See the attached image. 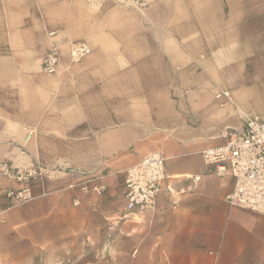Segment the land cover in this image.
Instances as JSON below:
<instances>
[{
  "label": "crops",
  "instance_id": "1",
  "mask_svg": "<svg viewBox=\"0 0 264 264\" xmlns=\"http://www.w3.org/2000/svg\"><path fill=\"white\" fill-rule=\"evenodd\" d=\"M144 1L0 0V161L44 168L19 203L0 173V264H62L85 243L97 264H264V214L230 204L233 177L201 156L264 120V0ZM73 42L90 48L78 61ZM153 150L160 190L128 213L123 172Z\"/></svg>",
  "mask_w": 264,
  "mask_h": 264
},
{
  "label": "built area",
  "instance_id": "2",
  "mask_svg": "<svg viewBox=\"0 0 264 264\" xmlns=\"http://www.w3.org/2000/svg\"><path fill=\"white\" fill-rule=\"evenodd\" d=\"M135 8H142L144 0H126ZM84 42H73L69 46L72 61H78L89 53ZM60 61L57 50H51L42 59V69L47 73L56 71ZM224 94L227 95L226 92ZM219 96V94H217ZM225 142L209 146L201 151L202 160L209 171L217 176L229 174L233 177V187L227 195L230 204L264 214V120L246 117L240 129H229L224 133ZM44 168L38 164L13 165L11 161H0V173L8 174L19 186L7 188L6 196L14 203L32 198L30 182L41 177ZM165 176V158L161 152L153 150L145 154L136 164L123 172L124 209L128 213L149 210L154 205L157 192ZM198 180L199 176H193ZM82 192L102 194L105 185L92 183L91 179L79 182Z\"/></svg>",
  "mask_w": 264,
  "mask_h": 264
},
{
  "label": "rangeland",
  "instance_id": "3",
  "mask_svg": "<svg viewBox=\"0 0 264 264\" xmlns=\"http://www.w3.org/2000/svg\"><path fill=\"white\" fill-rule=\"evenodd\" d=\"M123 1L126 2V0ZM84 246L85 247L83 251H81L80 249L76 250L75 248L69 249L68 257L65 260V263L62 264H97L95 262L98 259V254H99L98 251L92 248V243H87V244L85 243ZM100 258L104 261L106 259L105 254L100 253ZM38 264H58V263H50L48 259L44 261L42 258L40 259ZM100 264H106V263H100Z\"/></svg>",
  "mask_w": 264,
  "mask_h": 264
}]
</instances>
